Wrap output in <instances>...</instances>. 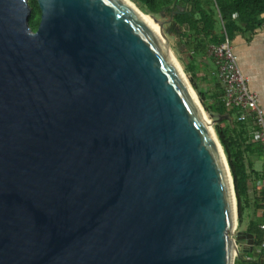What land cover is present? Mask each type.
Listing matches in <instances>:
<instances>
[{
    "label": "water",
    "instance_id": "water-1",
    "mask_svg": "<svg viewBox=\"0 0 264 264\" xmlns=\"http://www.w3.org/2000/svg\"><path fill=\"white\" fill-rule=\"evenodd\" d=\"M37 4L33 31L27 0H0V264H234L236 242L251 251L253 235L231 237L213 130L229 115L204 119L170 49L182 8L148 15L156 34L121 0Z\"/></svg>",
    "mask_w": 264,
    "mask_h": 264
},
{
    "label": "trees",
    "instance_id": "trees-1",
    "mask_svg": "<svg viewBox=\"0 0 264 264\" xmlns=\"http://www.w3.org/2000/svg\"><path fill=\"white\" fill-rule=\"evenodd\" d=\"M146 15H155L159 19H169L172 13L181 7L182 11L173 16L172 21L166 25L165 31L172 37H177L180 47L188 54L186 61L180 57L184 72L191 78V85L199 96L200 103L209 114L231 115L228 107L222 100V95L210 96L215 106L206 104V96L193 81L189 64L195 58L211 57L209 48L218 45L224 40V35L231 40L235 33L252 32L264 23V0H208L207 7H202L201 0H130ZM30 7L28 23L36 31L40 21V10L37 0H27ZM191 8V9H190ZM216 18L223 24L220 35H213L212 30ZM182 53V51H180ZM200 58V59H201ZM214 63V60L212 58ZM214 75V74H213ZM217 80V79H216ZM218 81V80H217ZM217 85V84H216ZM214 125V130L225 154L229 171L232 177L234 193L237 204L238 227L242 225L246 202L249 195V180L252 173L250 163L246 159L244 125L240 124L241 133L234 137L231 135L234 123L229 127ZM260 146V145H259ZM264 210V205L262 207ZM264 223V216L257 226L253 222L243 234L253 235V249L246 245L240 248V255L234 264H264V230L260 225ZM246 244V242H244Z\"/></svg>",
    "mask_w": 264,
    "mask_h": 264
},
{
    "label": "crops",
    "instance_id": "crops-1",
    "mask_svg": "<svg viewBox=\"0 0 264 264\" xmlns=\"http://www.w3.org/2000/svg\"><path fill=\"white\" fill-rule=\"evenodd\" d=\"M261 17L264 18V14L261 15ZM230 42L232 51L236 56L238 67L247 78L250 90L257 95L258 106L264 112V23L261 27L252 32L235 33L231 37ZM211 92L210 96L222 95V86L219 81L216 80V82H214V89ZM225 121L233 124L231 115H229V120ZM220 127H224L223 123L220 124ZM243 130L245 131V138L248 139L245 145L246 159L252 168L246 210L250 211L252 220L260 222L264 216L261 194L264 170L261 173L255 171L253 169V164L247 158V154H256V151L261 150V148L259 144L252 139V132L249 131V127L244 125ZM240 133L241 130L238 127H233L231 135L236 137L239 136Z\"/></svg>",
    "mask_w": 264,
    "mask_h": 264
},
{
    "label": "built area",
    "instance_id": "built-area-1",
    "mask_svg": "<svg viewBox=\"0 0 264 264\" xmlns=\"http://www.w3.org/2000/svg\"><path fill=\"white\" fill-rule=\"evenodd\" d=\"M214 60V75L222 86V100L228 108L234 110L237 122L252 128V139L260 145L264 160V112L258 106L257 95L250 90L247 78L238 67L230 39L209 48ZM262 204L264 205V179L261 185ZM264 230V223L260 225Z\"/></svg>",
    "mask_w": 264,
    "mask_h": 264
},
{
    "label": "rangeland",
    "instance_id": "rangeland-1",
    "mask_svg": "<svg viewBox=\"0 0 264 264\" xmlns=\"http://www.w3.org/2000/svg\"><path fill=\"white\" fill-rule=\"evenodd\" d=\"M207 1L208 0H201L202 7H207ZM162 20H167V19H162ZM215 21L216 22L214 23L213 30H212L211 34L220 35V34H222V31H223V24H222L221 20L218 19V18H216ZM169 44H170V49H171L175 59L177 60L181 70L183 71V73L185 75V79L187 80V83L193 89V87L191 85V78L189 77V75H187L184 72L183 65L179 61L180 57H182L186 61V59L188 57V54H186L183 51L184 50L183 47H180L177 37L170 36L169 37ZM180 51H182V53ZM200 58L193 59V61L189 64V68L191 69L190 73L193 76L194 83L198 86L199 90L201 92H203L204 95L206 96V98H207L206 99V104H208V105H212L213 104L212 106H215L214 99H210V95L212 93L211 91L214 89V82H216V79H217L216 76L213 75L214 74V70H215V66H214V63H213L211 57H204V58H201V59ZM193 92L195 93V96L197 97V99L199 101V104H200L201 108L203 109V112H204L205 116L207 117L208 120H210L211 119L210 114L204 109V107L200 103L199 96H198L197 92L194 89H193ZM228 111H230V113H231L232 122L234 123V125L236 127H238L240 129V124L238 122H236V119H235L234 110H232L231 108H228ZM223 125H224V127L225 126L229 127L230 123L228 121H224ZM213 130H214V125H213ZM249 131L252 132L253 129L249 128ZM214 132H215V130H214ZM247 158L253 164V169L255 171H257L258 173L263 172V170H264V160H263V157L261 155V150H257L256 154H247ZM236 207H237V204H236ZM250 214H251L250 211H247L245 209L242 225L240 227H238V221H237L236 229L231 234V237H233L235 239V236H236V234L238 232H245V230L247 229V227L250 225L251 222H253L254 226L258 225L259 221L252 220L251 219L252 216ZM244 242L245 241L236 242V244L237 245L242 244V245L246 246V244Z\"/></svg>",
    "mask_w": 264,
    "mask_h": 264
},
{
    "label": "bare ground",
    "instance_id": "bare-ground-1",
    "mask_svg": "<svg viewBox=\"0 0 264 264\" xmlns=\"http://www.w3.org/2000/svg\"><path fill=\"white\" fill-rule=\"evenodd\" d=\"M121 1H123L125 4H127L135 12V14L137 15V17L142 21V23L144 25H146L151 31H153L156 34H158V27H157V25L155 24V22L148 15L144 14L143 12H141L129 0H121ZM161 38H163V37H161ZM163 40H165V39L163 38ZM175 64L177 65V68L180 71L181 70L180 66L177 63H175ZM192 91L193 90H191L190 92H191V95L193 97V100H194L195 104L197 105V107H198V105H199V107H201L200 104H199V101H198L197 97L195 96V93L192 92ZM203 116H204V119L206 120L207 119L206 116L204 114H203ZM207 122H209L208 119H207Z\"/></svg>",
    "mask_w": 264,
    "mask_h": 264
}]
</instances>
